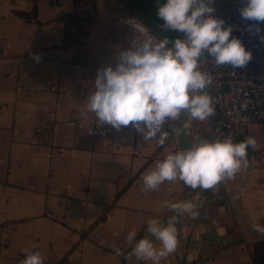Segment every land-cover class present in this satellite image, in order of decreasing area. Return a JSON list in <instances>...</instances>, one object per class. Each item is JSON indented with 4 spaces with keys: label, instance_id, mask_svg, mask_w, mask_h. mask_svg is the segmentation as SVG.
I'll use <instances>...</instances> for the list:
<instances>
[{
    "label": "crops",
    "instance_id": "obj_1",
    "mask_svg": "<svg viewBox=\"0 0 264 264\" xmlns=\"http://www.w3.org/2000/svg\"><path fill=\"white\" fill-rule=\"evenodd\" d=\"M164 2L0 0V264H20L25 250L45 264H135L130 231L140 239L150 219L170 214L165 201L196 205L204 190L179 181L144 191L143 176L182 150L173 133L183 122L165 125L161 145L87 111L98 70L135 38L131 19L157 39L182 38L158 17ZM187 125L194 137L225 138L212 117ZM250 133L248 167L211 189L199 217L225 238L191 251L178 237L189 264H264V233L252 228L264 225V123Z\"/></svg>",
    "mask_w": 264,
    "mask_h": 264
},
{
    "label": "clouds",
    "instance_id": "obj_2",
    "mask_svg": "<svg viewBox=\"0 0 264 264\" xmlns=\"http://www.w3.org/2000/svg\"><path fill=\"white\" fill-rule=\"evenodd\" d=\"M213 2L165 0L160 4L157 15L164 27L183 34L174 40L157 39L141 22L129 21L136 34L131 46L118 53L115 66L98 70L95 91L86 98L87 111L95 114L98 123L118 130L131 125L146 142L158 137L164 145L168 138L166 124L171 126L181 116L203 122L214 115V100L207 92L213 78L201 70V58L211 57L216 67L236 69L246 66L252 53L240 39H230L233 29L215 17ZM240 14L246 21L264 22V0H245ZM255 145L251 136L240 142L231 136L195 141L157 161L155 168L143 176L144 191L176 181L190 189L213 188L248 167V149ZM164 206L173 213L166 223L161 217L150 219L147 235L140 239L135 230L128 233L129 255L135 258V264H161L174 254L179 245L177 224L185 215L191 218L198 214L192 202L165 201ZM252 228L264 233V225L253 223ZM115 251L121 254L119 248ZM24 255L20 264H45L39 251L25 250Z\"/></svg>",
    "mask_w": 264,
    "mask_h": 264
},
{
    "label": "built area",
    "instance_id": "obj_3",
    "mask_svg": "<svg viewBox=\"0 0 264 264\" xmlns=\"http://www.w3.org/2000/svg\"><path fill=\"white\" fill-rule=\"evenodd\" d=\"M212 6L215 17L224 20L225 27H232L230 39H240L252 53L248 64L236 69L227 65L216 67L211 57L201 58V70L213 78L207 88L214 100L215 113L211 117L225 137L240 142L251 136L252 124L264 123V22L242 19L240 9L245 0H214Z\"/></svg>",
    "mask_w": 264,
    "mask_h": 264
},
{
    "label": "water",
    "instance_id": "obj_4",
    "mask_svg": "<svg viewBox=\"0 0 264 264\" xmlns=\"http://www.w3.org/2000/svg\"><path fill=\"white\" fill-rule=\"evenodd\" d=\"M188 118L186 116H181L180 122L181 125L174 131L173 137L176 139L178 145L181 149L190 147L194 141H199L200 137H194L191 133H189L190 127L187 125ZM211 189H206L202 191L197 200V215L192 217L197 222L191 227V218L187 215L181 218L180 223L177 224V232L178 237L181 244L188 250L194 251L200 248L202 243H205L207 246H212L214 242H223L225 235H220L217 229L211 225H208L205 221L199 220V217L206 213L207 208L204 206L205 203H210L211 199L208 198ZM197 191V189H196ZM219 191H223L222 188ZM173 213L165 215L162 217L167 222V218L172 216ZM190 227L191 229L185 233L184 228ZM203 228V229H202ZM199 230V232H198ZM147 235V231H145L141 238ZM179 246L176 252L173 254V259L171 260V264H189L188 256H182L179 251ZM201 258V257H200ZM135 260V258L133 257Z\"/></svg>",
    "mask_w": 264,
    "mask_h": 264
}]
</instances>
